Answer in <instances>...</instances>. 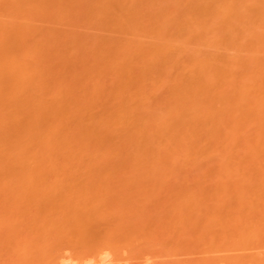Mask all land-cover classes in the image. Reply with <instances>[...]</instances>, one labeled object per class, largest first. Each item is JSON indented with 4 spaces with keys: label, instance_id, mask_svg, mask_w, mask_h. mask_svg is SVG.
I'll use <instances>...</instances> for the list:
<instances>
[{
    "label": "bare ground",
    "instance_id": "1",
    "mask_svg": "<svg viewBox=\"0 0 264 264\" xmlns=\"http://www.w3.org/2000/svg\"><path fill=\"white\" fill-rule=\"evenodd\" d=\"M178 252L264 264V0H0V264Z\"/></svg>",
    "mask_w": 264,
    "mask_h": 264
},
{
    "label": "rangeland",
    "instance_id": "2",
    "mask_svg": "<svg viewBox=\"0 0 264 264\" xmlns=\"http://www.w3.org/2000/svg\"><path fill=\"white\" fill-rule=\"evenodd\" d=\"M189 195H191V194H189ZM194 195V194H193ZM198 195H199V197H198ZM195 194L193 197H194V199L195 200H200V197H201V200L202 201H204V203H203V205H201V207L202 208H200V205L198 206V205H194V207L196 206V208H193V206L191 205V204H189L187 201H190V200H194L193 199V197L192 196H185V195H180L179 196V194H177V196L174 194V195H166L167 197L165 198V197H163V196H165V195H154V198L152 197V196H148V197H146V196H137V200L139 199V201H140V199H142V200H147V199H151L152 200V202H153V204H148V207H146V204L145 203H129L130 204V207L132 208H130L129 207V204L128 203H126V205L125 204H123L124 206H121V205H116V206H118V208L119 207H121L120 208V211L119 210H117V207L116 206H112V208H110V206H108L107 208H109V209H111V211H112V213H114V214H116V213H121V215L120 216H122V217H124V213L126 212V217H130V216H142V214L143 213H145L146 211L148 212L146 215L144 214L143 216H148V215H158V216H172V215H177V214H180V212L181 213H183V212H190L189 211V208L188 207H191L192 208V210H194V209H198L197 207H199V209H201V211H200V213L199 214H197L200 218H201V220H202V218H203V220L204 219H208V220H204L205 222H210V223H212V224H214L215 222H216V217H215V222L214 221H211L212 219V217H213V215H211V214H215V213H217L218 212V214L216 215H214V216H218L219 214H221L218 218H220V217H223V212H229V209H230V204L228 205L227 203L228 202H225L226 203V205H227V207L225 206V205H221L220 203H222V204H224L223 203V201L225 200H230V199H232L234 196L233 195H220V197L222 196V198H221V201H220V197H219V195L218 196H216L217 198H214V200H217V201H219V202H217V201H212L213 200V197H215V196H211V195H200V194ZM156 196V197H155ZM202 196H204L203 198H202ZM226 196H227V199H226ZM231 198H230V197ZM233 196V197H232ZM248 196V198L249 197H254V196H250V195H248V194H246L245 195V197H247ZM160 197H162V199L160 198ZM172 197V198H171ZM176 197V198H175ZM205 197H207L206 199H204ZM136 198V197H135ZM160 198V199H159ZM168 199H170V200H168ZM172 199H173V202H175V200H179V199H184V201H182V203L184 202V204H187L188 206L187 207H185V205L184 204H182L181 202V206H183V207H180V203H178V204H173L172 203ZM209 199V200H208ZM141 200V201H142ZM162 200V201H161ZM166 200H168L167 202H166ZM208 200V201H207ZM157 201V202H156ZM159 201V202H158ZM164 201V202H163ZM161 202V203H160ZM162 202H163V204H162ZM205 202H208V203H211L210 205H207L208 203H205ZM158 203V204H157ZM171 203V204H170ZM219 203V204H218ZM158 206H157V205ZM167 204V205H166ZM215 204V205H214ZM216 204H218V205H216ZM168 205H170V206H168ZM206 205V206H205ZM152 206V210H150L151 207ZM208 206H210V208L208 207ZM211 206H213V208H216V209H211L212 207ZM219 206H221L222 207V209H220V211L219 210H217V209H219L220 207ZM116 207V208H115ZM126 207H129L130 209H127ZM207 207H208V210H207ZM225 207V208H224ZM115 209L114 211L112 210V209ZM137 208V209H136ZM141 208H144V210H146L145 212L144 211H141ZM147 208V209H146ZM182 208V209H181ZM188 208V209H187ZM206 208V209H205ZM109 209L107 210V211H109ZM140 209V211H138ZM204 209V210H203ZM123 210H125L124 211V213H123ZM134 210H136V211H134ZM143 210V209H142ZM188 210V211H187ZM211 210H214V211H212L211 212ZM221 210H222V213H219V212H221ZM117 211V212H116ZM142 212V213H141ZM153 212V213H152ZM119 213H118V215H119ZM135 213V214H134ZM138 213H140L139 215H137ZM173 213V214H172ZM202 213H203V215H202ZM205 213V214H204ZM208 213L211 215V217H210V215H208ZM206 214H207V216H206ZM224 214H226V213H224ZM191 215H194V214H191ZM200 215H202V216H206V217H208V218H204V217H202V216H200ZM194 216H196V215H194ZM199 217H197V218H199ZM218 221V220H217ZM217 223V222H216ZM197 252H189V253H187V255H186V253H184V252H178L177 253V255L176 256H178V258L180 257L181 258V255L182 256H184V260H182V261H180V258L179 259H177L176 257V259H172L171 257H165V256H163V257H161V259H163V260H168L167 262H169V260L171 259V260H178V262H182V263H184V264H188L189 262L191 263V262H194V260L196 259V258H199L200 256H197L196 258L193 256V255H198L199 253H197ZM236 253H238V252H236ZM242 253H244V252H242ZM246 253V252H245ZM249 253V252H248ZM157 255V257H159V256H161V254H163V253H161V254H157V253H154V254H152V256H154V255ZM179 254V255H178ZM181 254V255H180ZM184 254V255H183ZM190 255V256H189ZM185 256H188L187 257V259L188 258H190L191 256H193L192 258H190V259H185ZM202 256V255H201ZM148 257V256H147ZM151 257V256H150ZM156 257V256H155ZM165 258V259H164ZM195 258V259H194ZM182 259H183V257H182ZM191 259H194V260H191ZM165 260V261H166ZM170 260V261H171ZM191 260V261H190ZM184 261V262H183ZM185 262H187V263H185Z\"/></svg>",
    "mask_w": 264,
    "mask_h": 264
}]
</instances>
